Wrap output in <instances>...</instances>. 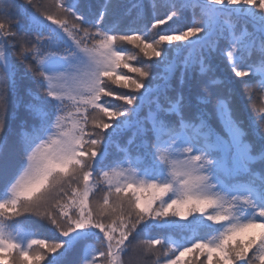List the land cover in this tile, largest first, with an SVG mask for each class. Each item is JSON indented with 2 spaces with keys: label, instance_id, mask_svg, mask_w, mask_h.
I'll use <instances>...</instances> for the list:
<instances>
[{
  "label": "snow or ice",
  "instance_id": "obj_1",
  "mask_svg": "<svg viewBox=\"0 0 264 264\" xmlns=\"http://www.w3.org/2000/svg\"><path fill=\"white\" fill-rule=\"evenodd\" d=\"M148 7L0 0V264H264V0Z\"/></svg>",
  "mask_w": 264,
  "mask_h": 264
},
{
  "label": "trees",
  "instance_id": "obj_2",
  "mask_svg": "<svg viewBox=\"0 0 264 264\" xmlns=\"http://www.w3.org/2000/svg\"><path fill=\"white\" fill-rule=\"evenodd\" d=\"M136 0H121V3H122V13H125L126 12V9L131 7V5L133 3H135ZM142 2L145 4L146 7H148L149 5V0H142ZM164 0H155V3L157 4V13L162 15L163 12H164V9L161 7V5L163 4ZM148 14L151 15V9L150 7H148ZM135 16H136V12L135 10L130 14V15H125L124 16V22L122 23V27L125 26L129 21L135 19ZM183 23L184 21H181V22H178L177 24H173V23H169L168 25H165V26H162V31H168L169 28H175V27H182L183 26ZM131 47V46H129ZM27 86V82H24V84H22V87H26ZM254 103V101H250L248 103V109L249 111L251 110L252 108V104ZM20 114L23 115V110L21 109L20 110ZM181 235H184V233H176V237L179 238ZM43 238V237H41Z\"/></svg>",
  "mask_w": 264,
  "mask_h": 264
}]
</instances>
